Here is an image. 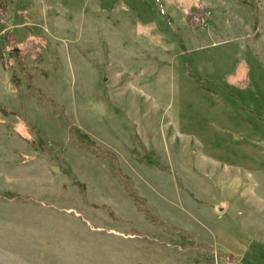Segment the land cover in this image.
Listing matches in <instances>:
<instances>
[{
    "label": "rangeland",
    "instance_id": "374dc122",
    "mask_svg": "<svg viewBox=\"0 0 264 264\" xmlns=\"http://www.w3.org/2000/svg\"><path fill=\"white\" fill-rule=\"evenodd\" d=\"M0 48V264H264V0H11Z\"/></svg>",
    "mask_w": 264,
    "mask_h": 264
},
{
    "label": "crops",
    "instance_id": "0c3cea01",
    "mask_svg": "<svg viewBox=\"0 0 264 264\" xmlns=\"http://www.w3.org/2000/svg\"><path fill=\"white\" fill-rule=\"evenodd\" d=\"M241 198L243 202L245 201L247 202L246 208H245L247 210V214L248 215L250 214L251 217L256 220L255 223L254 221L251 222V225L254 228L256 227V231L252 235L251 244H261L263 246V247H258V249L256 251H253V253L257 256V258H264V193L256 194L253 191L249 193L246 191L245 192L241 191ZM248 199H250V203H248L247 201ZM216 205L217 206L223 205L225 207V212H226V208L228 205L224 201ZM235 206L237 209L241 208V207H238L237 205ZM236 238L238 239L237 245L236 244L233 246L230 245L229 248L231 249L229 250H230V253H232L237 258V260L240 261L239 255H242L241 249L243 250V253L245 254V250H247L245 244H247V242H250V240L248 241L246 238L243 239V237L241 238L240 236L239 237L237 236ZM239 243L242 245H240ZM242 257L245 258L246 254ZM240 264H243V263L241 262Z\"/></svg>",
    "mask_w": 264,
    "mask_h": 264
},
{
    "label": "trees",
    "instance_id": "16d2710c",
    "mask_svg": "<svg viewBox=\"0 0 264 264\" xmlns=\"http://www.w3.org/2000/svg\"><path fill=\"white\" fill-rule=\"evenodd\" d=\"M10 1L11 0H0V24H1L2 20H3V18H4V13H5L6 7L10 3ZM242 1L244 2L245 0H242ZM199 12H201V11H200V9L198 7H192L190 9V11H189V14L186 17L187 23L192 19V17H194L196 15H199L198 14ZM10 42L11 41L8 39V43H10ZM13 54L17 58V52H13ZM19 59L20 58H17V61ZM0 60H2L1 48H0ZM19 62H20V60H19ZM4 112H5L4 109L0 107V113H4ZM53 113H54V116L57 117V118H61V116H62V114L57 112L55 109H53ZM72 132H73V130H72ZM26 142L30 145V147H32L34 149L36 148L33 143H31V142H29L27 140H26ZM79 144L84 145L88 150L93 151L94 153L98 152L97 147L92 142L81 143V141H80ZM39 146L41 147V143L40 142L38 144V147ZM102 154L105 157H107V159H109L110 166L112 168L113 174L114 175H120L116 160L114 158H112L110 155H108L107 153H102ZM116 177L119 179V181L122 184L126 194L129 196V199H130L131 203L134 204L139 209V211L141 210L143 213H145V211L141 208L140 202L136 200L135 194L128 188V186L125 183V181L123 179H121L120 177H118V176H116Z\"/></svg>",
    "mask_w": 264,
    "mask_h": 264
}]
</instances>
